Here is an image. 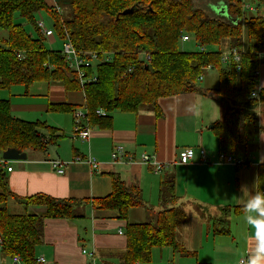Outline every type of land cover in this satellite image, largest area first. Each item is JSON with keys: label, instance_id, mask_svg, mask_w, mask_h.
I'll return each instance as SVG.
<instances>
[{"label": "trees", "instance_id": "trees-1", "mask_svg": "<svg viewBox=\"0 0 264 264\" xmlns=\"http://www.w3.org/2000/svg\"><path fill=\"white\" fill-rule=\"evenodd\" d=\"M202 1L0 0V31L6 34L0 36V159L9 147L22 152L45 151L64 136L44 121L12 115L9 98L1 94L17 84L27 93L36 82L58 83L65 91L83 92L85 102L80 108L85 111L84 123H78L90 128L111 127L115 111L137 114L147 110L160 116L158 100L164 97L195 92L209 95L222 110L211 129L217 152L236 157L251 152L252 139L260 128L259 108L264 109V87L258 88L255 75L264 62V13L244 10L242 0ZM255 1L256 7L264 5V0ZM213 3L221 4L226 16L212 12ZM128 8H133L132 12L122 14ZM40 12L50 17L53 32L62 42L68 40L76 50L96 52L102 59L103 54H109L108 60L85 69L86 77L95 75L96 81L81 85L61 51L46 46L37 27L36 14ZM16 14L31 24L33 34L16 22ZM182 35L192 37L205 50H183ZM223 49L241 52L239 62L230 58L222 63ZM207 67L217 73L213 89L198 86ZM254 90L256 97L251 95ZM48 109L74 114L79 108L51 103ZM99 109L104 115L96 113ZM111 180V192L101 198L59 199L42 193L20 197L0 172L2 254L18 256L22 264H39L36 248L42 243L45 219L81 218L89 204L126 219L131 208L144 205L139 187L127 184L117 174H111ZM257 198L264 199V164L258 167ZM177 200L173 176L163 175L158 195L161 209H146L145 222L126 224V246L117 264L148 263L153 248L169 247L190 254L177 239L178 229L188 221ZM12 203L24 211H11ZM230 212L229 207H223L213 218L214 234L228 233Z\"/></svg>", "mask_w": 264, "mask_h": 264}, {"label": "crops", "instance_id": "crops-1", "mask_svg": "<svg viewBox=\"0 0 264 264\" xmlns=\"http://www.w3.org/2000/svg\"><path fill=\"white\" fill-rule=\"evenodd\" d=\"M211 6L212 12L216 9L218 14L226 16L221 4ZM0 36L6 34L0 31ZM216 75L214 69L206 70L199 81L204 82V88L213 89L217 86ZM257 85L264 87V62L259 66ZM26 95L36 102L12 103L9 98L12 115L26 119L22 113H45L46 118L41 117L44 120L40 121L56 127L64 136L49 144L45 151L27 150L25 160L0 159V172L6 175L14 194L26 197L42 193L59 199L101 198L111 192V174H117L127 184L139 187L144 202L131 208L126 219H120L113 210L93 209L90 204L84 207L81 218L45 219L42 243L36 248L37 258L44 259L39 264H89L90 260L94 264H117L126 246V224L145 222L146 209H161L158 195L163 175L173 176L177 202L188 217L178 229L177 239L190 254L182 255L169 247L153 248L149 264H240L243 258L245 264H249L250 258H255L256 264H264V204L249 207L257 199L258 167L264 164V109L259 108L260 128L252 139V151L239 154L247 161L242 166H233L215 164L219 154L217 139L209 126L222 110L209 95L195 92L161 98L160 116L147 110L137 114L115 111L111 127H92L85 141L71 137L77 122L72 113L48 109L51 103H67L81 110L85 102L83 92L65 91L58 83L36 82ZM78 122L83 124V118ZM117 145L135 159L141 153L154 157L164 165L163 170L156 174L147 164L126 160L113 163L111 153ZM201 147L213 163L200 162ZM186 148L194 152V158L187 165L178 164V157ZM87 158L94 159L97 166L92 167ZM52 160L66 162L64 173L52 169ZM223 207L231 209L228 233L214 234L213 218L219 216ZM11 209L24 211L17 203H12ZM82 249L87 252L82 253ZM0 264L22 262H14L0 250Z\"/></svg>", "mask_w": 264, "mask_h": 264}, {"label": "built area", "instance_id": "built-area-1", "mask_svg": "<svg viewBox=\"0 0 264 264\" xmlns=\"http://www.w3.org/2000/svg\"><path fill=\"white\" fill-rule=\"evenodd\" d=\"M57 10H59L58 7H56ZM242 8L244 10L250 9V10H254V8L252 6H250L249 4L243 2L242 4ZM39 26H40V30L44 35H47V30L45 28V26L43 27V24L41 22H39ZM181 42H185L189 40V36L187 35H182L180 37ZM200 51H204L205 48L203 46L199 47ZM62 54L64 55V57L67 60L68 66L71 70L75 71L77 74V77L79 79V82L81 85H83L85 82L87 81H96V76L93 75L91 77H86V73H85V69L90 67L93 63H97V62H102V61H106L108 60L109 56L104 57L105 54H103V59L99 57L98 53L96 52H87V51H78L75 48H73V46L71 45L70 42H67L64 44V47L62 49ZM240 54L241 52H239L238 50H224L221 52V62L222 63H226L230 58H233V60L235 62H239L240 60ZM20 56V55H19ZM207 69H211V67H207ZM238 70V67H237ZM255 75L257 76L258 79V75H259V69H257L255 71ZM199 79H202V75L199 77ZM252 96L256 97L257 96V92L256 90L253 91L251 93ZM96 113L98 115H104V112L102 110H97ZM75 121H77L75 123L74 126V131L72 133L73 138H77L80 139L81 141H85L88 140V138L90 137V127L89 126H80L78 124V121L80 119H82L85 116V111L83 110H76L73 114ZM199 154H200V162L201 163H213L211 161V159L207 156L206 151L201 147L199 149ZM111 158L113 163H121L124 162L125 160L128 161L129 163H143V164H147L150 165L151 169L153 170L154 173H160L163 168L164 165L160 164L159 162H157L154 157L141 153V155L139 156L138 159H135L133 156L128 155L127 152L125 151L124 147L121 145H117L112 153H111ZM194 158V152L190 149V148H186L182 151V153L179 155L177 163L181 164V165H187L189 163L192 162ZM217 161H215V164L218 165H223V164H227V165H233V166H237L240 165L242 163H244V160L240 157H236L233 155H224V154H218L217 156ZM76 160H81V159H76ZM87 163H89L92 167H96L97 166V162L92 159V158H87L85 159ZM51 167L52 169L58 173V174H62L64 173V167L66 162L61 161V160H52L51 162ZM11 170V167L8 168V171ZM120 234H122L121 231H119ZM1 250V248H0ZM86 249H82V253H86ZM12 260L16 263L20 262V258L18 256H14L12 257ZM36 261L38 263H42L44 261V259L42 257H38L36 258ZM246 263V259L243 258L240 260V264H245ZM92 264H94V261H92Z\"/></svg>", "mask_w": 264, "mask_h": 264}, {"label": "rangeland", "instance_id": "rangeland-1", "mask_svg": "<svg viewBox=\"0 0 264 264\" xmlns=\"http://www.w3.org/2000/svg\"><path fill=\"white\" fill-rule=\"evenodd\" d=\"M242 1L245 2V3H247V4H249L250 6H252L254 8V10L247 9V11H249L250 13H253V14L264 13V5H260V6L258 5L259 7H256L257 4H256V1L255 0H242ZM208 2H209V0H208ZM205 3H206L205 0L202 1V4H205ZM59 11L62 12V9L59 8ZM215 13L217 15L224 16L223 14H218L216 12V9H215ZM15 20H16V22L21 23L23 25V27H24L25 30H27L28 32H30V33L33 34L32 31H34V30H33L32 26H31V24L27 23L23 18H20L18 16V14H16ZM36 21H37V27L39 28V32L45 38L46 46L49 49L59 50L62 53V49L64 47V44L67 43L68 40H65V41L62 42L56 36V34L53 32V28H52V23H51L50 17L46 13L40 12V13L36 14ZM39 22H41L43 24V27L45 26V28L47 30V35H44L41 32L40 26H39ZM180 47L183 50H185V51H193V50H198L199 49V47L195 43V40L192 37H190V36H189V40L188 41H185V42H181L180 43ZM107 56H109V54H105L104 55V57H107ZM207 70H209V69H207ZM213 76H215V74H213ZM216 78H217V75H216ZM216 78H215V80H216ZM216 82H217V80H216ZM198 86L199 87H203L204 86V82L199 81ZM26 94H28V92L25 93L24 86L19 85V84L14 85L9 90H5V91L2 92V96H4L5 98H10L12 103H21V104L22 103H25V104H28V103H31V102H36V101H33L34 98H32L30 95L27 96ZM22 114L24 116H27L26 119L23 118V119H25L27 121H30V120L36 121L37 119L44 120L46 118L45 117V113L29 112V113H22ZM16 116H18V115H16ZM41 117H43L44 119H41ZM71 137H72V135H71ZM69 138H70V135H69ZM11 211H13V210L11 209ZM19 212H21V211H19ZM219 214H220V211H219ZM174 259H175L174 261H178V258H174ZM89 264H92L91 263V260H90ZM144 264H147V263H144ZM148 264H149V262H148ZM174 264H177V263L174 262ZM190 264H193V263L191 262Z\"/></svg>", "mask_w": 264, "mask_h": 264}, {"label": "water", "instance_id": "water-1", "mask_svg": "<svg viewBox=\"0 0 264 264\" xmlns=\"http://www.w3.org/2000/svg\"><path fill=\"white\" fill-rule=\"evenodd\" d=\"M133 10V8H128L125 9L122 14H127V13H131ZM222 11H225V8L222 9ZM210 128L212 127V125L209 126ZM1 158L4 161H13V160H25L26 159V153L22 152L16 148L13 147H9L6 150H4L1 154Z\"/></svg>", "mask_w": 264, "mask_h": 264}, {"label": "clouds", "instance_id": "clouds-1", "mask_svg": "<svg viewBox=\"0 0 264 264\" xmlns=\"http://www.w3.org/2000/svg\"><path fill=\"white\" fill-rule=\"evenodd\" d=\"M262 203H264V199L257 198V199L253 200V201L249 204V207H250V208H258V207L261 206ZM249 264H256V260H255V258H250V260H249Z\"/></svg>", "mask_w": 264, "mask_h": 264}, {"label": "bare ground", "instance_id": "bare-ground-1", "mask_svg": "<svg viewBox=\"0 0 264 264\" xmlns=\"http://www.w3.org/2000/svg\"><path fill=\"white\" fill-rule=\"evenodd\" d=\"M241 158V157H240ZM243 160H244V163L246 162V160L244 159V158H242ZM244 163H242V164H244Z\"/></svg>", "mask_w": 264, "mask_h": 264}]
</instances>
